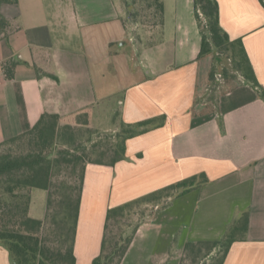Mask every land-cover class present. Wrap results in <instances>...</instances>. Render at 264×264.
<instances>
[{"label": "crops", "instance_id": "obj_1", "mask_svg": "<svg viewBox=\"0 0 264 264\" xmlns=\"http://www.w3.org/2000/svg\"><path fill=\"white\" fill-rule=\"evenodd\" d=\"M24 1L1 6L10 25L0 35V142L30 129L44 112L66 116L116 94L123 122L156 118L127 139L124 159L86 164L76 264L98 255L109 207L199 174L207 181L170 198L142 223L119 264H181L187 243L222 239L243 211L247 230L222 264H264L260 0H216L220 24L230 39H241L258 85L242 76L212 85L211 55L197 57L193 0H162L164 23L155 40L148 29L133 39L115 0H71V9H59L54 20L44 0ZM0 264H13L1 244Z\"/></svg>", "mask_w": 264, "mask_h": 264}, {"label": "trees", "instance_id": "obj_2", "mask_svg": "<svg viewBox=\"0 0 264 264\" xmlns=\"http://www.w3.org/2000/svg\"><path fill=\"white\" fill-rule=\"evenodd\" d=\"M16 1L0 0V35L5 34L10 25L1 13V6ZM129 1L135 0H125L126 3ZM139 1L142 11L138 16H141L142 24L153 27L152 30L160 37L164 23L163 1ZM193 2L201 34L197 57L212 56L210 80L214 79L215 63L229 60L232 70L238 72L244 80L258 85L241 39H230L220 24L217 1ZM260 2L264 6V0ZM136 16L137 14H133L131 19L123 21L125 24H134ZM139 37L136 35V39H141ZM119 101L120 95L116 94L66 116L44 112L30 129L0 142V244L7 249L13 264H76L74 240L86 164L93 162L114 165L124 159L127 139L146 131L147 125L154 126L156 123V118L132 124L123 122ZM95 118H100L101 122L95 124ZM83 129L87 136L80 141L77 136ZM100 130L111 132L103 135ZM103 138L106 139L105 143ZM77 167L79 172L75 183L53 181V176L61 170L70 169L74 174ZM205 181L207 179L204 174L193 175L109 207L100 251L91 264H119L136 229L142 223L153 218L170 198ZM32 188L43 189L47 193L43 219L29 215ZM138 204H151L153 210L148 209L147 218L136 222L129 229L130 225L122 220ZM248 220V211H243L232 222L222 239L187 243V251L181 264L187 253L194 258L197 256L196 252H201L204 247L208 250L217 248L220 251L217 264H222L230 245L244 237ZM45 227L47 229L44 232Z\"/></svg>", "mask_w": 264, "mask_h": 264}, {"label": "rangeland", "instance_id": "obj_3", "mask_svg": "<svg viewBox=\"0 0 264 264\" xmlns=\"http://www.w3.org/2000/svg\"><path fill=\"white\" fill-rule=\"evenodd\" d=\"M120 5H123V19H131L133 14H137L135 17L136 21L134 24H130L129 22H126V24L130 25V33L133 39H136V35H143V30L148 29L152 30L153 27H146L142 24L141 16H138L140 14L139 12L142 11V4L139 0L135 1H129V3H126L125 0H115ZM28 4L35 6V4L38 3V0H27ZM23 3L25 1L23 0ZM44 3L46 7L48 8V12L51 15V18L53 19V16L57 13L59 9H61V12L63 10L71 9L72 1L71 0H44ZM60 7V8H59ZM136 12V13H135ZM196 19V17H195ZM54 20V19H53ZM197 21V20H196ZM198 26V24H197ZM199 30V27H198ZM200 33V31H199ZM152 36H150V40H155L159 37L156 31H153L151 33ZM201 35V34H200ZM140 38V37H139ZM212 57V56H211ZM212 66H213V59H212ZM224 70L226 72L224 73ZM239 76H241L238 72H235L231 68V62L229 60H221L220 62L215 63V72H214V79L211 80L212 85L216 84L215 82L218 80H229L230 83H233ZM211 85V86H212ZM213 90H215V87H211ZM213 93V91H212ZM212 99L214 97L212 96ZM100 134H108L110 131H99ZM87 134L85 133L84 129L83 131L80 130L78 132V140L82 141L86 138ZM105 143L106 139H102ZM102 142V143H103ZM90 144H87L89 146ZM96 156V155H95ZM79 167L76 168L75 173L70 172L71 170H61L59 173L53 176V181L59 182V181H67L70 184H73L76 182V176L78 175ZM198 176V175H197ZM46 200H47V193L43 189L39 188H32L30 190V204H29V215L33 218L37 219H43L45 215L46 210ZM53 208V206H52ZM148 209H152V205H145V204H138L132 208L129 215L125 217L122 222L125 224H129V229L138 221L145 220L147 218ZM47 227H45V230ZM197 256L194 258L187 253V256L185 257V260L182 264H217L218 258L220 256V251L217 248H214L212 250H208V248L204 247L201 252H196ZM195 254V255H196Z\"/></svg>", "mask_w": 264, "mask_h": 264}, {"label": "built area", "instance_id": "obj_4", "mask_svg": "<svg viewBox=\"0 0 264 264\" xmlns=\"http://www.w3.org/2000/svg\"><path fill=\"white\" fill-rule=\"evenodd\" d=\"M1 77H2V72L0 71V79H1Z\"/></svg>", "mask_w": 264, "mask_h": 264}]
</instances>
